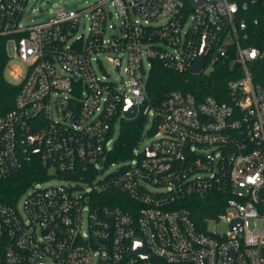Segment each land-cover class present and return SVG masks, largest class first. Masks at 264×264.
I'll list each match as a JSON object with an SVG mask.
<instances>
[{
    "label": "built area",
    "instance_id": "obj_1",
    "mask_svg": "<svg viewBox=\"0 0 264 264\" xmlns=\"http://www.w3.org/2000/svg\"><path fill=\"white\" fill-rule=\"evenodd\" d=\"M29 1L0 0L7 55L27 66L12 67L20 88L0 116V181L34 155L46 173L0 201V264H264V51L249 43L264 0H95L31 24ZM203 45L193 74L229 65L224 94L171 90L155 103L153 62L191 72ZM125 96L156 138L111 161ZM52 178L63 182L43 184ZM215 191L224 210L200 229L186 199ZM219 220L224 233L208 226Z\"/></svg>",
    "mask_w": 264,
    "mask_h": 264
},
{
    "label": "trees",
    "instance_id": "obj_2",
    "mask_svg": "<svg viewBox=\"0 0 264 264\" xmlns=\"http://www.w3.org/2000/svg\"><path fill=\"white\" fill-rule=\"evenodd\" d=\"M255 16L259 21L254 24L252 40L249 43L257 45L264 51V7L255 11ZM8 62L6 39L0 37V116L14 108L20 88V84L10 81L5 75ZM257 69L259 73L264 74V62ZM229 71V65L218 62L215 69L209 74L179 72L168 68L161 60H155L148 81L149 94L155 103L161 102L165 94L171 90L193 92L199 98L210 93L222 95L227 87V78L225 77ZM145 123L146 120L142 114L134 119L122 120L120 134L110 155L111 161H121L131 157L133 148L143 136ZM45 173L46 169L34 155L32 161L23 169L0 181V201L15 202L33 181L43 178ZM225 199L223 193L215 191L204 197L189 196L185 204L190 208L198 227L205 229L207 219L217 216L224 210Z\"/></svg>",
    "mask_w": 264,
    "mask_h": 264
},
{
    "label": "rangeland",
    "instance_id": "obj_3",
    "mask_svg": "<svg viewBox=\"0 0 264 264\" xmlns=\"http://www.w3.org/2000/svg\"><path fill=\"white\" fill-rule=\"evenodd\" d=\"M94 1L95 0H30L26 6V9H25L24 21L26 23L31 24V23L43 20V19L47 18L50 15V12L59 5H63L65 8L78 9V8L85 7V6L93 3ZM85 21H86V26L84 27L83 22H81V25L79 27V31L77 33L78 35L82 31H85V33H87L89 21L87 18L85 19ZM112 22L118 23V20L115 19V16L113 18V21L110 20V23H112ZM11 52H13L12 47H11ZM9 62H10V65H9ZM9 62L7 65L5 75L10 81L18 83V82H20V80L13 79V77L11 76V72L13 71L12 67L16 66L18 69L25 72L27 70V66L25 65V63L21 62L19 59H13L12 61H10V59H9ZM103 62L105 64V66L107 67V69L109 70L110 76L113 79L121 80L122 76L125 80L127 79L126 74L125 73L121 74L120 72L114 70L111 63H109L107 61V59H103ZM149 129H151V124L147 123L144 127L143 136H142L140 142L138 143L137 151L143 150L145 147H147L156 138L154 133H152V132L148 133ZM120 130H121V123L118 122L115 125V132H114L115 138H117L119 136ZM117 166L118 165H110L109 167L105 168L104 172L109 173L111 171H114ZM62 182H63V180L60 178H52L51 180L44 182L43 184L44 185L60 184ZM24 198H25V194L18 201L19 207L22 205ZM231 211H233V210L231 209ZM208 226L211 230H217L220 233H224L229 229L228 224L224 221H221V220L209 221Z\"/></svg>",
    "mask_w": 264,
    "mask_h": 264
},
{
    "label": "water",
    "instance_id": "obj_4",
    "mask_svg": "<svg viewBox=\"0 0 264 264\" xmlns=\"http://www.w3.org/2000/svg\"><path fill=\"white\" fill-rule=\"evenodd\" d=\"M201 2L202 0H194L195 5ZM204 64H205V45H203L202 47L199 59L192 66L191 72L201 73L202 68L204 67ZM235 66L238 67V64H236ZM124 115L126 119H134L138 116V106L134 104L131 100H129L127 96H125V100H124ZM28 143H29V146L32 152L37 151V147L35 146V141H34L32 130L29 131ZM144 154L149 155L151 154V152L149 149H147ZM133 253L142 255L144 257L147 256V252L144 246L142 245L141 242H138V241L135 243Z\"/></svg>",
    "mask_w": 264,
    "mask_h": 264
}]
</instances>
